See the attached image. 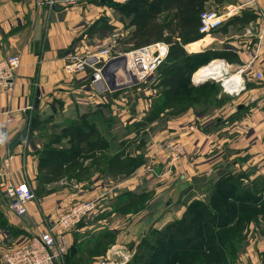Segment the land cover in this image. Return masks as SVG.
<instances>
[{
  "label": "crops",
  "instance_id": "0c3cea01",
  "mask_svg": "<svg viewBox=\"0 0 264 264\" xmlns=\"http://www.w3.org/2000/svg\"><path fill=\"white\" fill-rule=\"evenodd\" d=\"M47 1L0 0V60L11 55L21 56V65L12 89L7 91L0 88V168L2 169L5 161L10 159L14 179L26 180L38 196V202L36 198L35 202L28 205L27 215L16 218L9 209V201L0 193V262L2 253L32 235L44 231L45 221L54 223L58 215L73 202L92 198L100 192L103 194V211L116 207L117 203L121 204V200L122 205L128 200L135 202L134 197H145L146 201L148 200L146 208L139 216H134L136 219L127 231L140 230L117 235L125 238V244H131L141 230H147L151 226H163L164 223L171 221L173 215L169 208L165 214L168 220L164 218L160 224L156 222V215L161 212L157 210L163 206L160 202L161 197L165 198L164 205L168 207L171 204L169 200L175 199L176 203L184 200L183 197L191 196L193 190L205 194L211 188L207 182H203L204 176L197 181L190 178L180 181L182 176L179 175L180 180H177L174 179V174L168 180L165 169L160 173H164L162 176L149 173L151 169L169 165L164 154L155 152L151 145L155 146L167 138L180 136L178 139L185 146L187 158L176 166V174L186 169L191 172L190 167L193 165L191 162L194 159L190 158L189 154L195 150L210 155L214 148L226 146L225 141L215 135L207 140L203 132L196 135V132L189 130L190 125H187L185 119L201 117L195 115L196 112L192 109L179 118L184 119L181 125L177 123L178 118L166 120V116H159L158 122L148 126L144 123L149 114L148 105L152 101L149 95L131 96L133 93L131 91L123 99L119 94L103 96V93H91L88 90L89 81L86 76L67 71L63 57H60L63 52L75 47L77 28L85 22L81 8L79 6L64 8L62 7L64 0H53L55 1L53 5ZM231 2L232 0H209L203 8L210 7L223 13L228 6H236L237 2L236 4ZM260 12L264 13V0L259 1L258 9L238 10L233 16L225 19L222 28L212 34L213 36L188 43L184 50L188 54H196L211 48L212 52L215 51L216 57H220L215 60L226 62L225 70L228 68L236 73L241 68L245 69L243 79L246 93L242 98L249 95L251 98L246 100L249 101L247 105L236 107L240 113V117L239 115L237 117L241 120L236 122L234 119L227 131L223 132L228 134V150L236 151L235 147H242L246 151L240 155V160L243 156H250L242 162L240 169L247 173L249 178L257 175L264 179V174L260 172L253 175L256 165L264 157L256 154V157L251 158L252 152L259 150L264 152V144L260 142L264 137V80L256 81L254 78L255 72L264 69V17ZM85 20H88V17ZM221 56L230 63L221 59ZM124 103L134 106L132 115L124 116L126 113ZM114 107L118 108V112ZM7 109L14 117V122L8 129L4 127L3 115ZM167 111L165 110L163 115ZM234 113L235 111L228 112L226 118H236ZM35 117L37 124L30 127V122ZM81 117H85L88 123L94 122V132L88 134L86 138L83 137L84 140L71 142L70 126ZM97 118L104 127L96 124ZM146 131L151 133L148 135L154 142L150 147L141 150L140 146L144 145L141 142L145 140ZM23 132H26L25 136L10 154L8 147L10 141ZM85 132L87 133L86 130ZM190 133L194 135L190 137ZM95 137L102 140L104 137L106 145L102 141L97 149L92 150ZM195 137L198 141L196 144H194L196 141H192ZM48 147L55 150L74 149L76 154L68 162L61 163L60 170L52 175L51 171L40 169V162L46 158L44 151ZM98 153L103 155L99 156ZM102 156L103 169L97 174L99 170L94 169L101 162L95 158ZM140 156L144 158L145 164H138L131 169L133 164H137L131 160H137ZM215 156L216 154L212 156L211 153L210 157H201L200 161H194L198 171L203 168L210 169L209 165L214 163ZM258 158L260 160L257 162ZM232 160L233 158L229 157V161ZM230 165L234 169L238 168L236 161H232ZM257 166L259 167V164ZM100 174L103 175V189L99 183V176L102 177ZM190 185L192 187H189ZM261 191L264 194V189ZM180 204L175 208L177 216L173 217L174 219L182 214L183 208ZM108 213V211L103 213L99 221H103ZM114 214L113 212L110 216ZM89 227V223L86 222L73 232V236H70L72 241L81 242L84 239V230H88ZM99 227L100 225L98 230ZM113 230H119V227H113ZM263 241L254 238L251 242V249L248 252L255 255L252 264H264V255L261 254L262 258L259 259L255 254L260 247L264 249Z\"/></svg>",
  "mask_w": 264,
  "mask_h": 264
},
{
  "label": "rangeland",
  "instance_id": "374dc122",
  "mask_svg": "<svg viewBox=\"0 0 264 264\" xmlns=\"http://www.w3.org/2000/svg\"><path fill=\"white\" fill-rule=\"evenodd\" d=\"M71 1L73 2L71 4H65V2L63 1L62 7L69 8V7L79 6L81 8L82 15L84 17L85 22L77 28L78 33L76 34V38H75V42H76L75 47L71 50H67V51L63 52L60 56V57H63V61L65 62V66L67 64L66 63V57L69 54H71L72 52H81V51L85 52V51L93 50L97 45L102 43L107 38H113L117 42L115 49L119 53L125 54V53L130 52V50L137 49V48H133V45L128 43V38L130 36V33L133 30V27L130 26L132 14H130V17H126L125 11L122 9V7H124V5L126 3H120V2H117L115 0H107V2L98 1V0H71ZM144 1L149 2L151 0H144ZM47 2L50 5H53V3L55 1L48 0ZM83 3H84V5H80ZM103 3H105V4H103ZM231 3L236 4V0H232ZM87 5L90 7L88 8ZM204 10H215L216 12H219L217 9H213L210 7L204 8L203 11ZM175 12H176L175 9L164 10L163 8H160V11L158 12V15L156 16V20H155L156 25L158 27H164L167 24V22L173 17ZM86 17H88V20H85ZM215 33L216 32H214L213 34H215ZM162 35H163V39H166L167 37H169V31L167 30V28L163 29ZM159 42L166 43V41H164V40H160ZM169 47H170V45H169ZM207 51H211V48H209V50H207ZM192 54L194 55L195 53H191V55ZM11 56H19L20 57V63H21V56L20 55L17 54V55H11ZM8 57H10V56H8ZM166 60H165L164 64L156 71V73H154L151 76H148L147 79L144 80V83L139 82L136 84V86H134L133 88H130V90L124 89V90H121V91L116 92V93H110L107 91V92L103 93V96H105V95L111 96V95H118L119 94L123 99H125L124 97H127V95H129L131 91L133 92L131 94V96L132 95L136 96V94H139V95L140 94L141 95L147 94L152 98V101H150V103L148 105V108H149L148 110L155 112L153 110L156 108V106L154 104L159 101L160 93L165 91V87L163 85H161V79L163 78V71L165 70L164 67L169 63V60L168 59H166ZM210 62L206 63L205 65L209 64ZM202 66H204V65H202ZM202 66H200V67H202ZM229 70H228V68L226 70L229 73L228 75L236 76V74H234L233 71L231 72V70H230V72H229ZM90 71L91 70H89V72ZM194 73L191 75V80H190L192 85H194V86L207 85V86L204 87L203 89L201 88L202 89L201 92H195L193 95L191 93V98L189 101H185L184 98L186 95L182 94V97H184V98H182V97L178 98L180 100V102L177 105V107H174L172 109H168V111L164 115H163V113H160L161 110H159V113L156 114L154 117L149 116L148 118L152 119V120H150L149 122H147V120H146L144 125L149 126L153 122H158L159 116H163V117L166 116V120H168V119L174 120V119L178 118V119H176L177 123L179 125H181V123H184V121H183L184 119H179V118H181V116L183 114H185L189 109H192L196 112L195 115H199V116L201 115V117H192L191 119H185V122H187V125H190L189 130H191V132H196V135L197 134L200 135V133L203 132V135H205L204 137L207 140L211 139V136L215 135L220 140H224L226 143L225 144L226 146H223L224 148L221 146V148H219V149L214 148L213 150H211L212 156L215 154H216V156L213 160L214 163L209 165L210 169L203 168V170L198 171V168H197L198 166H196L194 164V161H200L199 159L201 157H203V158L204 157L207 158V156L210 157L211 153H210V155L207 152L202 154L201 150H195V152L189 154V157L194 159V161L191 162V163H193V165L190 167L191 172H189L190 170L186 169L184 172H182L180 174H178V173L176 174V172H175L176 168H177L176 166L178 164H180L181 162H183L184 160L186 161L187 152L185 149L186 154L184 155V157L181 160H179L178 162H176L172 165L162 166L158 173H156L154 169L149 170V173H151V174L154 173L157 176H160V175L162 176V175H164V173H162V174H160V173L162 171H164V169H165V173L167 175L166 178L168 177V180H169V177L173 176V174H174V179H177V180H180L179 175L182 176V179L180 181L188 180V178H190L192 180L195 179V181H197L204 176V179H206V180L203 179V182L204 183L207 182V184H209V186H211L208 193L202 194L199 191L197 192V191L193 190L191 196H189L188 198L183 197L184 200H181V201L179 200L176 203L174 201L175 199L173 201L169 200V202H171V204L168 207H165V205H164L165 198L161 197L160 202L163 206L161 208H159V210H157V211L161 210V212L157 213V215H156V220H157L156 222L157 223L162 222L164 220L165 214H167V209H169V208L172 210L171 214L173 215V217H176L177 214H175V212L177 209H175V208L180 203H181L180 204L181 207L183 208L182 214L178 218H175V219L172 217L171 221L164 223L163 226L162 225L151 226L147 230H141V232L137 236V238H136V236L134 237V239H135L134 242H132L131 244H125L124 243L125 238L124 237L120 238V236L117 237V235L119 233L125 234V233H129V232H133V231L138 232L140 230L139 229V230L127 231L128 228H130L131 224H133L134 220L136 219V217H134V216H139V213L141 211H143L144 208H146V203L148 200L146 201L145 197H140L137 201L133 202L127 208L122 207L121 209H117L113 206L112 209L109 210L107 208V209H105L106 211L105 210L103 211V200H102L103 194H102V192H100L97 195H95L94 197L89 198V199H96V198L100 199V205H99L97 211L95 213L85 217L84 220L82 221V223L74 231H72L71 234H69V247H68L66 255L64 256V264H79V262H81V261H79V258H82L86 254L85 252L93 255V257H91V259H87V261L89 262L87 264H96V263H99L101 261H103V263H109V264H128L131 261V259L133 258L135 251H136V248L139 245V243L142 241V238H144L147 235V233H149L150 230H161L164 226L168 225L169 223H172L173 221H176V220H180L183 217L188 205L190 203H192L193 201H202V202L205 201L206 202L208 200V196H209L211 189L214 188L216 185H218L217 183H219L223 179L231 180L235 184L236 188L239 191H240V189H243V190L246 189V187L258 189L259 193L257 196L264 198V194H262V191H261L264 189V179H260V177L257 175L254 176L253 178H249V175L240 169L242 162L247 160L248 158H250V156L245 154L247 156L246 157L243 156V158H241V160H240V155L244 154V152L246 151V150H243L242 147H239V148L235 147V149H237L236 151L235 150H228L227 149L228 134L223 132V131H227L229 125L232 124L234 119L237 120L236 122L241 120L239 118L240 113L236 110V107L238 105H240V106L247 105L246 103H249V101H246V100L251 98V96L249 95V96L242 98L243 95L246 93V89L244 92H242L240 95H237V96L225 94V93H223V88L220 86V82H218L217 80L211 79V78L207 79L206 81H204L198 85H195V84H193ZM79 74H81V73H79ZM86 78L89 81L88 82V86H89L90 78L88 76H86ZM143 93H145V94H143ZM103 98H105V97H103ZM124 104L126 105L125 107H123L124 109H126L125 110L126 113L124 114V116L132 115L134 113L133 112L134 106L128 105L126 103H124ZM114 110L116 112H118L117 107H114ZM8 111H10V110H8ZM233 111H235V113L233 115L236 116V118H234V117L226 118L229 115L228 112H233ZM238 115H239V117H237ZM125 121L127 122V119ZM91 124L95 125L94 122L93 123L91 122ZM96 124L98 126L99 125L103 126L102 122H100V123L98 122V118L96 119ZM135 125H137V124H135ZM135 133H136V135L138 134V132H135ZM144 134L146 136H145V140H143L141 142V144H144L143 146H140L141 150L143 148L145 150L147 147H150V145L154 142L152 140V138L148 135V134H151L150 132L148 133V131H146ZM140 135L142 136V134H140ZM193 135H194L193 133H190L189 136L191 137ZM179 137L180 136L177 135V136H173V138L170 137V138H167L165 140L175 139V140L180 141V139H178ZM207 137H210V138H207ZM261 139H262V141H260V142H262V145H263L264 144V141H263L264 137ZM192 141H196V137ZM197 142L198 141H196L194 144H196ZM160 143L161 142H158L155 146L154 145H151V146L155 152L161 154L162 151L159 148ZM184 148H185V146H184ZM202 148H203V146H202ZM200 149H201V147H200ZM218 153H220V154L217 156ZM101 154L102 153H98L97 155L100 156ZM256 154L257 155L261 154L262 157H264V152L259 150L258 152L255 151V153L252 152L251 158H254V156L256 157ZM229 157L233 158L232 161H236L238 168H235V169L232 168V166L230 165V163L232 161L231 162L229 161ZM190 158H189V160H190ZM95 159H97L99 161V163L101 162V164L97 165L94 169V170H99V172H97V174H99L102 172L101 169H103V156L95 158ZM259 160L260 159L258 158L257 162ZM134 163L145 164L144 158H141V156H140L139 159L134 161ZM146 164H148V163L146 162ZM258 164H259V167L257 166ZM258 164L256 165V168L253 170V175H255L256 172L257 173L260 172L261 174H264V158H262V160L260 162H258ZM166 166H168L167 169H166ZM155 169H157V167ZM246 172L251 173L249 170H246ZM101 176L102 177L99 176V180H100L99 183H100L101 189H103V175H101ZM168 180H165V181H168ZM195 181H193V183ZM190 182H192V181H190ZM189 187H192V186L190 185ZM33 193H34L35 197L37 198L38 196H37L36 192L34 191V189H33ZM183 194H184V192H183ZM167 195H169V194L167 193ZM89 199H83L80 201L89 200ZM77 201H79V200H77ZM77 201H75V202H77ZM37 202H38V198H37ZM75 202H73L72 204H74ZM107 211L110 214H112L113 212L115 214L111 217L110 214L108 213L109 215L108 214L105 215L103 221H99L100 216L101 215L103 216V213H105ZM165 220L166 221L168 220V216H167V218H165ZM86 222L89 223L90 227L88 228V230H84L85 231V232H83L84 233L83 234L84 239H82V241L78 243V245L82 244L84 251L82 253H78L76 256H73V261L67 262L70 247H71L72 242H73L72 237H70V236H73L72 235L73 232H75L77 229H80L82 227V225ZM99 225H100V227H99L100 230H98ZM113 227L114 228L119 227V230H113ZM107 233H109L110 235L104 236V237H106V239H105L106 243L104 244L105 247H103V242L99 243V241L97 240L98 241L97 242L96 239H98L99 237H103V235H105ZM254 238H260V239L264 240V215H259L257 217L255 216L249 220V222L247 223V226L244 229L243 234H242V241L243 242L241 244V249L239 250V252L237 253L236 257L234 258V260L231 264H252V259H253V256H255V255L254 254L250 255L248 250L251 249V242L253 241ZM115 242H120V244H115ZM263 250H264L263 247H260L259 250H256V253L254 252L259 259L262 258V256L264 255V252H262ZM261 254H262V256H261ZM84 261L85 260H83L82 262H84ZM0 264H1V262H0Z\"/></svg>",
  "mask_w": 264,
  "mask_h": 264
},
{
  "label": "trees",
  "instance_id": "16d2710c",
  "mask_svg": "<svg viewBox=\"0 0 264 264\" xmlns=\"http://www.w3.org/2000/svg\"><path fill=\"white\" fill-rule=\"evenodd\" d=\"M207 1L209 0H151L149 2L132 0L122 7L126 17L132 14L130 26L133 30L128 43L132 44L133 48L147 46L160 40L170 45L167 58L169 63L164 67L161 79V85L165 87V91L160 93L159 101L154 104L156 108L153 110L156 113L149 111L145 122L152 120L148 117H154L159 110L163 113L165 110L177 107L180 102L178 98L182 97V94L186 95L182 98L189 101L191 93L193 95L195 92H201L207 86L192 85L191 75L200 66L220 57H216L215 51L206 50L191 55L184 50L186 44L204 37L197 32V27L198 16ZM160 8L176 11L164 27H158L155 23ZM164 28L169 31V37L166 39H163L162 35ZM221 59L230 63L225 57L221 56ZM36 120V117L31 120L30 127L36 126ZM93 127L85 117L73 122L70 126L71 142L84 140L83 137L86 138L88 134L94 132ZM102 141L105 144L106 139L95 137L91 149H97ZM44 154L46 158L40 162V169L45 168L54 175L60 170L61 163L68 162L76 153L74 149L72 151L71 149L55 150L48 147ZM134 161L131 160L132 163ZM136 165L138 164H133L131 169ZM217 184L211 189L206 202L190 203L180 220L169 223L161 230H150L142 238L128 264H231L241 249L242 234L249 220L255 216L264 215V198L257 196L259 190L255 188L246 187L239 191L229 179H223ZM134 199L137 201L139 197ZM122 202L123 200L121 204L117 203L115 208H127L134 201H125L123 205ZM106 235L110 234L107 233L96 239L99 243L103 242V247H105L106 237L104 236ZM73 242L67 262L73 261V256L84 251L82 244ZM85 253L82 258H79L81 261L79 264H87L89 263L87 259L93 257L90 253ZM83 260L85 261L82 262Z\"/></svg>",
  "mask_w": 264,
  "mask_h": 264
},
{
  "label": "built area",
  "instance_id": "2783aa9c",
  "mask_svg": "<svg viewBox=\"0 0 264 264\" xmlns=\"http://www.w3.org/2000/svg\"><path fill=\"white\" fill-rule=\"evenodd\" d=\"M115 1L127 3L131 0ZM259 1L236 0V6H228L223 13L215 10L202 11L198 16L197 32L204 37L210 36L221 29L225 19L233 16L238 10L258 9ZM64 2L65 4L73 3L71 0H64ZM260 15L264 17L263 12H260ZM116 45L117 42L113 38H107L93 50L72 52L66 57L65 67L72 74L81 73L88 76L90 78L88 90L91 93L101 94L107 91L116 93L124 89L130 90L139 82L144 83L148 76L156 73L164 64L169 54V45L164 42H155L125 54L117 52ZM20 65L19 56L0 60V88L7 91L12 89ZM244 72L245 69L241 68L234 73L241 78L242 84L232 88L231 91L225 89L222 78L214 80L220 82L223 93L237 96L246 89ZM254 78L256 81H263L264 69L255 72ZM3 115L4 127L8 129L13 124L14 117L8 110H5ZM159 148L169 165L178 162L186 154L183 144L175 139L161 142ZM9 160L5 161L2 169L0 168V193L9 201L12 215L21 218L27 215L28 205L35 202L36 197L26 180L14 179ZM99 205L98 198L77 201L70 205L58 215L54 223L45 221L44 231L32 235L2 253L1 264H64V256L69 247V234L82 223L85 217L95 213ZM96 264L109 263L101 261Z\"/></svg>",
  "mask_w": 264,
  "mask_h": 264
},
{
  "label": "bare ground",
  "instance_id": "6f19581e",
  "mask_svg": "<svg viewBox=\"0 0 264 264\" xmlns=\"http://www.w3.org/2000/svg\"><path fill=\"white\" fill-rule=\"evenodd\" d=\"M225 64L222 60L211 61L209 64L200 67L193 75L195 81L204 80L206 78L220 79L224 81V87L227 91H231L232 88L237 87L242 84L241 78L236 74V76L228 75V72H225ZM223 73H226L228 76L223 78Z\"/></svg>",
  "mask_w": 264,
  "mask_h": 264
},
{
  "label": "water",
  "instance_id": "95a60500",
  "mask_svg": "<svg viewBox=\"0 0 264 264\" xmlns=\"http://www.w3.org/2000/svg\"><path fill=\"white\" fill-rule=\"evenodd\" d=\"M122 60H123V59H122ZM226 76H228V75H227L226 73H223V77H226ZM208 79H210V78H208ZM211 79H212V78H211ZM206 80H207V79H205V80H200V81H195V80H193V84L198 85V84H200V83H202V82H204V81H206ZM37 95L39 96V93H37ZM37 104H38V101L36 102V106H35V107H37ZM25 133H26V132H23V133L17 135L16 137H14V138L10 141L9 146H8V147H9V153H10V154L13 152V149L16 147V145H18L19 142L23 139V137L25 136ZM159 170H160V167H158L157 169H155V172L158 173Z\"/></svg>",
  "mask_w": 264,
  "mask_h": 264
}]
</instances>
